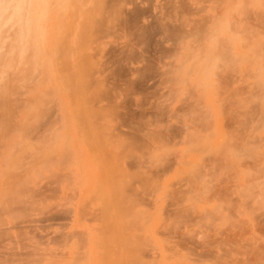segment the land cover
<instances>
[{"label": "rangeland", "instance_id": "rangeland-1", "mask_svg": "<svg viewBox=\"0 0 264 264\" xmlns=\"http://www.w3.org/2000/svg\"><path fill=\"white\" fill-rule=\"evenodd\" d=\"M33 1L27 12L41 11L29 42L10 41L17 25L2 34L13 50L28 49L11 54L6 41L0 51V264H264V0H222L231 13L219 0H187L186 12L183 0H164L170 11L163 0H104L125 4L124 24L134 26L117 37L101 29L97 47L99 32L80 40L88 28H67L72 14L84 21L79 0ZM196 17L210 19L200 34ZM163 21L221 38L231 56L203 79L190 75V44L173 59L157 56ZM69 44L87 53L86 65ZM79 61L86 72L71 70ZM175 61L184 72L172 83L163 74Z\"/></svg>", "mask_w": 264, "mask_h": 264}, {"label": "bare ground", "instance_id": "bare-ground-1", "mask_svg": "<svg viewBox=\"0 0 264 264\" xmlns=\"http://www.w3.org/2000/svg\"><path fill=\"white\" fill-rule=\"evenodd\" d=\"M13 1V3H11ZM55 1V0H54ZM59 1V0H58ZM57 1V2H58ZM66 1V7H69V5H71L72 6V2H68V0H65ZM105 1H107V0H105ZM104 0H79V2H77V3H80V5L82 6L83 5V7H84V9H85V7H86V13H85V10H84V14L82 13V17L84 18V21L82 22H80V24H82L84 27H79V23H77L78 22V17L75 15V14H72L73 16L75 15L76 16V18L74 17H72V15H68L69 16V18H68V20L69 19H71L72 18V21H68V20H66V15H65V13H64V15H65V17L63 18L64 19V23H66L65 22V20L67 21V23H66V25H70L69 27L67 26V28H69V31H70V29H72V31H80V30H85L86 28H88L89 29V27L91 28V29H86L85 30V32L84 33H82L83 31H80L81 32V36L79 37L80 38V40H81V37L82 38H84V37H86V35H87V37L88 38H90L91 36L90 35H94V33L93 32H95V33H97V32H99V33H97L96 35L97 36H95L96 38L98 37V34H100V32L101 31H103V30H101V29H104V31H106V32H108L106 29L108 28H110V31H112V33L110 34L111 36H116L115 34H114V32L115 31H121V32H124L125 34L127 33L128 35H132L131 33L132 32H130L131 31V28H133L132 26H134V25H132V24H130V25H132L130 28L129 27H126L125 26V24L128 22H126V20H125V14H124V11L123 10H127V9H125L124 7H125V4H124V9L122 8H120V7H118V9L117 8H112V6L109 4V2L106 4V2H105ZM113 1V0H112ZM115 1V0H114ZM116 1H120V0H116ZM124 0H122V4L123 3H125V2H123ZM127 1V0H126ZM129 1V0H128ZM128 1H127V4H129L128 3ZM135 1V0H134ZM134 1H133V4L135 5V3H136V1H135V3H134ZM166 1V0H165ZM171 1V0H170ZM169 0H167V2H170ZM180 3H179V2ZM184 1L186 2L187 0H183V2L182 3H184ZM211 1V0H210ZM220 1V3H222L221 1L222 0H219ZM34 1L33 0H0V51H1V49L2 48H4L3 46L6 44V43H8L9 42V38H8V36H9V34H8V36L6 37V34H7V32L9 31V29L11 28V26H12V28L14 27V25H17V32H16V37H14V38H12L10 41H12L13 43H14V41L16 42V43H14V44H24V43H27V42H24V39L25 38H27L26 36H28L27 34H28V32H30V30H29V28L32 26V24L34 23V21H35V17H36V15H37V10H40V9H38L37 7H34V9H32L30 12H27L28 11V9H27V6H28V4H31V3H33ZM44 2V1H43ZM56 2V1H55ZM61 2H62V0H61ZM100 2H102V3H100ZM104 2H105V4H106V6H108V7H110L111 6V8L112 9H108L107 7H105L104 5ZM151 3L153 2V0H151L150 1ZM163 2H164V0H163ZM173 2V1H172ZM224 2V1H223ZM233 2V1H232ZM236 2V1H235ZM234 2V3H235ZM60 3V2H59ZM58 3V4H59ZM90 3L92 4H94L92 7H89L88 5H90ZM113 3V2H112ZM120 2L118 3L119 5L121 4ZM177 3H178V6L180 7V6H182V5H184L185 4V12H186V7H190L189 5L187 6L186 4L188 3V2H186V3H184V4H182L181 3V1L180 0H177ZM252 3V2H251ZM42 4V3H41ZM104 4V5H103ZM175 4V3H174ZM180 4V5H179ZM226 3H222V4H219V7L218 8H221L220 7V5H225ZM75 6H76V4H74ZM79 5V4H78ZM78 6V7H80L79 9H81V6ZM114 5V4H113ZM137 5H139L138 3H137ZM137 5H135V6H137ZM163 5V4H162ZM164 5L166 6V5H168V6H164L163 7V9H164V11H166V8L167 7H170L169 5H171V4H166L165 2H164ZM235 5H236V3H235ZM235 5H234V7H235ZM51 6H53V4L51 5ZM54 6H57V5H54ZM53 6V7H54ZM62 6H65L64 5V0H63V4H62ZM74 6V7H75ZM150 7H151V5H149ZM26 7V8H25ZM48 7V6H47ZM82 7V8H83ZM88 7V8H87ZM184 7V6H183ZM202 7V6H201ZM200 7V9H202ZM205 7V6H204ZM217 7V6H216ZM233 7V8H234ZM93 10H92V9ZM96 8V9H95ZM158 8H159V5H158ZM175 8V7H174ZM174 8H173V6H171V9H173V11H174ZM196 8H197V6H196ZM225 8H226V5H225ZM232 8V7H231ZM236 8V7H235ZM60 9V8H59ZM67 9V8H66ZM77 9V8H76ZM75 9V10H76ZM89 9H91V12H92V16L94 17H92L93 19L91 20V21H89L88 22V20H87V18L90 16L89 14H88V12H90V11H88ZM136 9H137V7H136ZM145 9V8H144ZM168 9V11H170V9L169 8H167ZM176 10H177V13H179L178 12V10L180 9H178L177 7L175 8ZM183 8L181 7V9L180 10H182ZM190 9V8H189ZM224 9V8H223ZM222 9V10H223ZM227 9V8H226ZM226 9H224L223 11H221V12H224V11H226ZM237 9V8H236ZM236 9H234L235 10V12L237 11ZM191 10V9H190ZM203 11H204V8L202 9ZM228 10V9H227ZM41 11V10H40ZM78 11V10H77ZM129 11V10H128ZM147 11V10H146ZM167 11V12H168ZM192 11H194V9L193 10H191V11H189V13H192ZM229 11V10H228ZM26 12V13H25ZM74 12V11H73ZM81 12H83V11H81ZM130 12V11H129ZM129 12H127L126 14H128ZM148 12H151L150 14H151V17H154V18H156V14H155V16H152V10H149ZM148 12H147V16H148ZM172 12V11H171ZM185 12H182V13H184L185 14ZM195 12V11H194ZM197 12H198V15H199V12H202L201 10L200 11H198L197 10ZM221 12H219V11H217V13H221ZM230 12V11H229ZM70 13H72V11L70 12ZM159 13V12H158ZM157 13V14H158ZM166 12H164L163 14L164 15H166L165 14ZM226 13V12H225ZM231 13V12H230ZM229 13V15H231ZM77 14V13H76ZM79 14V13H78ZM88 14V15H87ZM143 14V13H142ZM160 14V13H159ZM169 15L170 14H173V13H168ZM183 14V15H184ZM187 14V13H186ZM185 14V15H186ZM194 14V13H193ZM195 14H196V12H195ZM63 15V14H62ZM79 15V16H80ZM197 15V16H198ZM217 15H219V16H217V17H219V19H220V14H217ZM232 15H233V19L232 20H237L236 18H235V16L236 17H238L236 14H233L232 13ZM85 16V17H84ZM144 16V15H143ZM146 16V17H147ZM163 16V15H162ZM167 16V15H166ZM166 16H164L165 17V20H166ZM174 14L172 15V18H171V20L169 19L170 17L169 16H167V18L172 22V20L174 19ZM178 16H182V14L180 13ZM189 16V15H188ZM87 17V18H86ZM163 17V18H164ZM189 17H193V16H189ZM188 17V18H189ZM210 17V16H209ZM209 17L207 18L206 17V19L205 20H207V19H209ZM224 17V16H223ZM228 17V16H227ZM81 18V17H80ZM128 18V17H127ZM141 18V17H140ZM148 18V17H147ZM158 18V17H157ZM162 17H160L159 19H157V22H156V20H155V22H156V24L158 25V20H159V22H161V19ZM186 18H187V16H186ZM196 18H199V17H196ZM195 18V19H196ZM203 18H205V16L203 17ZM202 17L201 18H199L202 22H197V20H196V22H194L196 25H194L193 24V26L192 27H194V26H197V25H203L204 23H207V21H209V20H207L206 22H205V20L203 19ZM231 18V17H230ZM150 19V18H149ZM167 19V20H168ZM215 19V15H214V18H213V22L215 21L214 20ZM229 19V18H228ZM76 20V21H75ZM86 20V21H85ZM129 21H131L130 19H128ZM179 20V19H178ZM227 20V19H226ZM234 20V21H235ZM126 23H125V22ZM174 21V20H173ZM181 21V20H180ZM179 21V26L178 27H175V25L176 24H174V27L176 28H173V30L175 29L176 30V32H177V34H179V36H177V37H174V36H172L171 35V31H172V33H174L175 32V30H174V32H173V30H172V26L173 25H168L170 28H171V30H170V28L169 27H167L166 25V21H163L164 23V25H162L161 23H159V24H161L163 27H160V26H157L158 28L160 27L161 29H162V31H161V34H162V36H161V34L159 35L160 37L159 38H157V42H158V40L160 41V40H162V39H164L165 40V38L169 41V43H168V45L166 46H164L163 45V43L162 42H156V44H155V51H156V53L157 54H159V55H157V56H167V58H168V56H170L169 58L171 59L173 56H177L178 54H180L181 52H183L185 49H186V47H187V45L188 44H190L191 46H193V48H192V50H193V53L195 54V57H192L191 58V61L192 62H194V63H192V64H194V66H193V68H192V70H190V72H189V74L190 75H195L197 78H202L203 79V77H205L206 76V74H208L210 71H212L213 69H215V67L216 68H220V67H218V65H219V62H222V61H224L223 63H225V61L227 60V59H225V60H223L224 58H227L226 56H231V53H229L228 52V47H226V46H228L227 45V43L225 44V43H223V40L221 39H218V38H212V37H214V36H207L206 35V33H204V35L203 34H201V35H199L200 33L198 32L199 30L201 31V29L199 28H197L196 27V29H198L197 31H196V34L197 33H199L197 36L198 37H194V36H190V35H194V32L191 30V28H190V30H191V32H193L192 34H191V32L189 31V33L187 32V33H184V31L186 32L187 30H185L184 28H181V26L183 25L182 23L183 22H180ZM185 21V20H184ZM190 22H192V21H195V20H189ZM69 22V23H68ZM117 22V23H116ZM141 22V21H140ZM174 22H176V21H174ZM204 22V23H203ZM228 22H229V24L231 23L230 22V20H228ZM258 22V21H257ZM87 23H88V25H87ZM89 23H90V25H89ZM111 23V24H110ZM116 23V24H115ZM125 23V24H124ZM130 23V22H129ZM151 23H152V20H150L149 21V24L151 25ZM167 23H169L168 21H167ZM173 23V22H172ZM180 23L182 24V25H180ZM201 23V24H200ZM203 23V24H202ZM209 23V22H208ZM237 24V22H234V24ZM78 24V25H77ZM85 24V25H84ZM123 24V25H122ZM137 22L135 23V29H137L138 27H137ZM140 24V23H139ZM138 24V25H139ZM148 24V25H149ZM153 24V23H152ZM170 24V23H169ZM185 24V23H184ZM210 25L212 24V23H209ZM213 24H216V22L215 23H213ZM213 24H212V26H213ZM228 24V27H230V25L232 24H230L229 25ZM117 25V26H116ZM127 25V24H126ZM140 25H143L142 23L140 24ZM154 25V24H153ZM153 25H151V27L153 26ZM226 25V24H225ZM80 28L79 30H78V27ZM92 26V27H91ZM145 26H147V25H145ZM164 26H166V27H164ZM177 26V25H176ZM200 26V27H201ZM204 27L206 26V24L205 25H203ZM217 26V25H216ZM233 26V25H232ZM155 27V26H154ZM181 29H180V28ZM183 27V26H182ZM204 27H203V30H206V29H204ZM227 27V26H226ZM225 27V28H226ZM228 27H227V29H228ZM15 28V27H14ZM32 28V27H31ZM66 28V29H67ZM77 28V29H76ZM141 29L142 28H144V26H142V27H140ZM178 28L181 30V32L180 33H182V35H180V33H178L180 30H178ZM195 28V27H194ZM205 28H207V27H205ZM219 28V27H218ZM224 28V27H223ZM233 28H235V27H233ZM16 29V28H15ZM145 29V28H144ZM144 29H142V30H144ZM150 29H152V28H150ZM160 29V30H161ZM208 29V28H207ZM238 29V28H237ZM29 30V31H28ZM60 30V29H59ZM91 30V31H90ZM138 30H139V28H138ZM146 30H149V28H148V26H147V28H146ZM159 30V31H160ZM194 30V29H193ZM209 30H211V29H209ZM220 29H218V31H219ZM90 31V32H89ZM134 31V30H133ZM136 31V30H135ZM152 31V30H151ZM154 31V30H153ZM183 31V32H182ZM226 31H228V30H226ZM225 31V32H226ZM234 31H236V30H234ZM11 32V31H10ZM9 32V33H10ZM32 32V31H31ZM67 32V31H66ZM77 32V34H80V32L78 33ZM88 32H89V34L90 33H92V34H90V35H88ZM142 32V31H141ZM140 32V33H141ZM144 32H146L145 30H144ZM149 32V31H148ZM155 32V31H154ZM175 32V33H176ZM205 32V31H204ZM207 32V31H206ZM4 33H6L5 34V36L4 35H2V34H4ZM76 32H74V34H75ZM87 33V34H86ZM135 33H138V32H135ZM143 33V32H142ZM141 33V34H142ZM213 33V32H212ZM222 33V32H221ZM235 33H237V32H235ZM240 33V32H239ZM65 35V37L67 36L66 35V33H64ZM76 34V35H77ZM113 34V35H112ZM119 34V33H118ZM125 34H123V35H125ZM134 34V33H133ZM139 34V33H138ZM155 34H157L156 32H155ZM210 34V33H209ZM31 35V34H30ZM100 35H102V34H100ZM99 35V38H102L103 36H100ZM104 35V34H103ZM140 35V34H139ZM143 35V34H142ZM234 35V34H233ZM12 36V35H11ZM11 36H10V38H11ZM32 36H33V34H32ZM36 36V35H35ZM90 36V37H89ZM93 36V38H95ZM106 36V38H108L107 36L108 35H105ZM143 36H145V35H143ZM147 36V35H146ZM152 36V35H151ZM156 36V35H155ZM158 36V35H157ZM176 36V35H175ZM217 36V35H216ZM110 37V36H109ZM117 37V36H116ZM165 37V38H164ZM226 37H228V36H226ZM8 38V39H7ZM34 38V37H33ZM75 38H77V36L75 37ZM92 38V37H91ZM99 38H97V39H94V41L92 42V43H94L95 42V46L97 47V44H99L100 45V43L101 44H103V42L105 41H103V39H99ZM114 38V37H113ZM128 38H130V37H128ZM135 38V37H134ZM139 38H142L141 37V35L139 36ZM189 38H191V42H190V39ZM15 39V40H14ZM57 39H58V37H57ZM61 39V38H60ZM66 39H69V37H66ZM26 41H28L27 39H25ZM35 40V39H34ZM65 40V39H64ZM90 40V39H89ZM88 40V41H89ZM96 40L97 41H99V40H102L100 43H96ZM112 40V39H111ZM131 40V39H130ZM136 40L138 41V36L136 37ZM143 40H145L144 39V37H143ZM153 40V39H152ZM232 40H233V38H232ZM6 41H8V42H6ZM70 41V39L68 40V43H74V42H69ZM84 41V40H83ZM133 41V40H132ZM146 41V40H145ZM12 42H9L8 43V46H7V44L5 45V50H7V48H9V46H10V48L8 49L9 50V53H11V54H14V53H16V54H18L19 56L21 55V56H24V55H22L23 53H24V50H27L24 46H20L19 45V47H18V49H15V50H13L12 48L14 47V46H16V45H14V46H12L11 44H12ZM24 42V43H23ZM29 42V41H28ZM30 42H31V40H30ZM86 42V41H85ZM89 42H91V40L89 41ZM114 42V41H113ZM164 42V41H163ZM91 43V44H92ZM161 43H162V45H161ZM165 43V42H164ZM237 43H238V40H237ZM29 44V43H28ZM28 44H27V46H28ZM229 44V43H228ZM32 45V44H31ZM72 45H75V43L74 44H72ZM111 45V44H110ZM154 45V44H153ZM226 45V46H225ZM239 45V44H238ZM11 46H12V48H11ZM87 46V45H86ZM101 46V45H100ZM134 46V45H133ZM34 47V46H33ZM32 47V48H33ZM69 47H71L70 46V44H69ZM72 47H74V48H72ZM71 47V49L69 48L68 50H72V49H75V47L76 48H78V50H74V51H76V54L78 53V54H81V55H79L80 57H77V58H79V60H81L84 64L86 63V62H84V60H82V57L84 56V58L83 59H85V57H86V55H87V53L86 52H84V53H86L85 55H83L82 53H81V51L79 52V49H80V47L78 46H72ZM88 47V46H87ZM230 47V46H229ZM239 47V46H238ZM56 48H57V46H56ZM34 49H35V47H34ZM64 49V48H63ZM81 49H86V48H81ZM88 49V48H87ZM86 49V50H87ZM92 49V48H91ZM94 49V48H93ZM97 49V48H96ZM99 50V49H98ZM133 50V49H132ZM95 51H97V50H95ZM95 51H93L94 53H95ZM128 51V50H127ZM230 51V50H229ZM8 52V51H7ZM35 52V51H34ZM44 52V51H43ZM63 52V51H62ZM68 52H70V51H68ZM72 52V54L74 53L73 51H71ZM126 52V51H125ZM129 52V51H128ZM5 53V52H4ZM46 53V52H45ZM136 53V52H135ZM192 53V54H193ZM10 54V55H11ZM69 55H70V57H71V55L72 54H70V53H68ZM130 54H131V51H130ZM34 55V54H33ZM60 55V54H59ZM92 54H90V56H91ZM151 55V54H150ZM155 55V54H154ZM3 56H4V54H3ZM6 56V55H5ZM68 56V55H67ZM74 56V55H73ZM82 56V57H81ZM125 56V55H124ZM152 56V55H151ZM172 56V57H171ZM75 57V56H74ZM123 57V56H122ZM72 58V57H71ZM95 58H96V54H95ZM102 58V57H101ZM229 58L230 57H228V61H229ZM69 59V58H68ZM126 59V58H125ZM128 59V58H127ZM140 59V58H139ZM160 59L162 60V58L160 57ZM160 59H159V61H160ZM166 59V58H165ZM173 59V58H172ZM231 59V58H230ZM40 60V59H39ZM75 60V59H74ZM157 60V59H156ZM155 60V61H156ZM164 60V59H163ZM237 61L239 60V59H236ZM235 59H233V63L232 62H230V63H232V64H234L233 66H234V68H235V61H236ZM95 61V60H94ZM131 61V60H130ZM141 61V60H140ZM230 61H232V60H230ZM236 61V62H237ZM38 62V61H37ZM73 62V61H72ZM76 62V61H75ZM82 62H78L79 64H76L75 66H71V70H76V66L77 65H79L78 67L79 68H81V67H83L84 66V64H83V66H82ZM91 62H92V65L94 64L93 63V61L91 60ZM90 62V63H91ZM147 62V61H146ZM157 62V61H156ZM170 62V61H169ZM20 63V62H19ZM41 63V62H40ZM96 63V62H95ZM218 63V64H217ZM222 63V64H223ZM69 64V63H68ZM72 64H74V63H72ZM71 64V65H72ZM97 64V63H96ZM184 64H185V62L184 61H175V62H173L171 65H170V68L168 69V68H166L168 71L167 72H165L164 74L163 73H160V74H163L165 77H167V78H164V79H167L169 82H175L176 80H177V82H178V80L180 79L179 77H180V75L179 76H176L177 78H179V79H177V78H175L174 76H175V72H177V71H179V72H181L180 70H182V72H184L183 71V69H184ZM86 65V64H85ZM159 65V64H158ZM166 65H168V63L166 64ZM168 65V66H169ZM231 65V64H230ZM40 66V65H39ZM168 66H166V67H168ZM86 67V66H85ZM128 67V66H127ZM151 67V66H150ZM69 68V67H68ZM159 68H161V67H159ZM82 69V68H81ZM83 69H85L84 67H83ZM81 70V71H83V72H86V71H84V70ZM128 69V68H127ZM158 69V68H157ZM238 69V68H237ZM130 70H131V72H132V69L130 68ZM160 70V69H159ZM177 70V71H176ZM91 71V70H90ZM89 71V72H90ZM127 71H129V69L127 70ZM139 71V70H138ZM145 71V70H144ZM62 72V71H61ZM73 72V71H72ZM134 72V71H133ZM136 73H137V68H136V71H135ZM135 72H134V74H135ZM160 72V71H159ZM158 72V73H159ZM163 72V71H162ZM178 72V73H179ZM58 73H59V71H58ZM74 73V72H73ZM76 73H77V71H76ZM78 73H79V71H78ZM77 73V74H78ZM129 73H130V71H129ZM61 74V76H62V73H60ZM211 74V73H210ZM235 74V73H234ZM130 75H132V74H130ZM162 75V76H163ZM102 76V75H101ZM133 76V75H132ZM161 76V75H160ZM211 77V76H210ZM209 77V78H210ZM223 78H222V80L224 79V77H226V74H225V76H222ZM219 78H221L220 77V75L218 76V77H216V80H215V82L217 81H219L220 82V80L221 79H218ZM184 79V78H183ZM96 80V79H95ZM100 80V79H99ZM167 80H165V81H167ZM185 80V79H184ZM210 80V79H209ZM42 81H43V79H42ZM167 81V82H168ZM181 81H183L182 79H181ZM187 81V80H186ZM203 81V80H202ZM225 81V80H224ZM96 82V81H95ZM94 82V83H95ZM218 82V83H219ZM92 83V82H91ZM200 83V82H199ZM222 83V82H221ZM221 83H220V86H221ZM225 83V82H224ZM170 84V86H171V83H169ZM202 84H203V82H202ZM90 85V84H89ZM173 85V84H172ZM174 85L176 86V83H174ZM86 86V85H85ZM203 86H205V85H203ZM202 86V87H203ZM219 86V87H220ZM181 87V86H180ZM172 89H173V86L171 87ZM171 88H169V89H171ZM175 88V87H174ZM188 88V87H187ZM68 89V88H67ZM176 89H178V87L176 88ZM179 89H181V88H179ZM178 89V90H179ZM175 90V89H174ZM186 90H188V89H186ZM172 90H170V91H168V93L169 92H171ZM76 92V91H75ZM176 92V91H175ZM189 92V91H188ZM187 92V93H188ZM193 92V91H192ZM73 93V92H72ZM110 93V92H109ZM172 93V92H171ZM180 93V92H179ZM194 93V92H193ZM219 93H221L220 91H219ZM75 94V93H74ZM222 94V93H221ZM220 94V95H221ZM78 95V94H77ZM223 95V94H222ZM107 96V95H106ZM185 96V95H184ZM194 96H196V93H194ZM74 97V96H73ZM79 97H80V93H79ZM99 97V96H98ZM112 97V96H111ZM178 97V96H177ZM189 97V96H188ZM198 97V96H197ZM76 98V97H75ZM185 98H187V97H185ZM184 98V99H185ZM199 98V97H198ZM81 99V98H80ZM189 99V98H188ZM187 99V100H188ZM196 99V98H195ZM89 100V99H88ZM174 101H176V99L174 100ZM181 101V100H180ZM193 101V100H192ZM200 101V100H199ZM194 102V101H193ZM202 102V101H201ZM86 103V102H85ZM195 103H196V101H195ZM194 103V104H195ZM197 103H199L198 101H197ZM204 103V102H203ZM193 104V105H194ZM77 105V104H76ZM116 105V104H115ZM186 105V104H185ZM189 105V104H188ZM201 105V104H200ZM199 105V106H200ZM203 105V104H202ZM91 106V105H90ZM187 106V105H186ZM76 107V106H75ZM107 107V106H106ZM201 107V106H200ZM92 108V107H91ZM191 108V107H190ZM76 109H77V107H76ZM118 109V108H117ZM180 110V109H179ZM193 111V110H192ZM78 112V111H77ZM81 112V111H80ZM183 112V111H182ZM206 114V113H205ZM204 114V115H205ZM98 115V114H97ZM188 115V114H187ZM190 116V115H189ZM189 118V117H188ZM207 118V117H206ZM194 121V120H193ZM59 125V124H58ZM207 125V124H206ZM203 127V126H202ZM208 129V128H207ZM88 131V130H87ZM197 131V130H196ZM195 134V133H194ZM213 135V134H212ZM201 136V135H200ZM193 141V140H192ZM128 144V143H127ZM238 147V146H237ZM147 151V150H146ZM135 152V151H134ZM139 154V153H138ZM60 160V159H59ZM136 160V159H135ZM140 161V160H139ZM134 163V162H133ZM188 164V163H187ZM248 166V165H247ZM264 166V165H263ZM104 167V166H103ZM262 166L260 165V168H261ZM234 170V169H233ZM263 171V170H262ZM239 174V173H238ZM199 175V174H198ZM196 176V175H195ZM237 176V175H236ZM198 177V176H197ZM194 179V178H193ZM197 179V178H196ZM199 179H200V177H199ZM235 179V181H236V178H234ZM238 180H239V178L237 179V182H238ZM222 181V180H221ZM226 181V180H225ZM196 182V181H195ZM239 184V183H238ZM249 185V184H248ZM237 186V185H236ZM242 186V185H241ZM262 186V185H261ZM264 187V186H263ZM241 188V187H240ZM244 188V187H243ZM251 188H252V186H251ZM238 189H239V187H238ZM264 192V191H263ZM257 195V194H256ZM216 209V208H215ZM115 217V216H114ZM120 219V218H119ZM102 220V219H101ZM115 220V219H114ZM99 221V220H98ZM115 222V221H114ZM236 222V221H235ZM100 223V222H99ZM116 223V222H115ZM234 223V222H233ZM101 226V225H100ZM118 228H119V226H118ZM247 228V227H246ZM127 230V229H126ZM93 231V230H92ZM128 231V230H127ZM121 232V231H120ZM122 233H123V231H122ZM129 234H130V232H128ZM122 236V235H121ZM115 238V237H114ZM118 238V237H117ZM120 238H122V237H120ZM119 240V239H118ZM103 241V240H102ZM106 241V240H105ZM124 241V240H123ZM128 243V242H127ZM121 244H122V240H121ZM126 244V243H125ZM124 244V245H125ZM108 245V244H107ZM102 246V245H101ZM110 246H112V245H110ZM118 246H119V244H118ZM117 246V247H118ZM129 246V245H128ZM102 248V247H101ZM109 248V247H108ZM127 248V247H126ZM137 248V247H136ZM103 249V248H102ZM105 249V248H104ZM128 249V248H127ZM242 249V248H241ZM135 251V250H134ZM124 252V251H123ZM117 253V252H116ZM109 255V254H108ZM119 255V254H118ZM124 255V254H123ZM116 257V256H115ZM134 257V256H133ZM128 260V259H127ZM143 262V261H142ZM150 262V261H149ZM131 264H132V262H130ZM115 264V263H114ZM117 264V263H116Z\"/></svg>", "mask_w": 264, "mask_h": 264}]
</instances>
